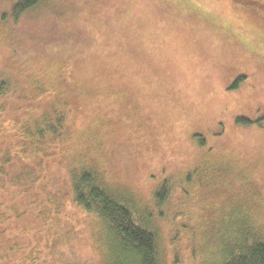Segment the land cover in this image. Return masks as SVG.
Returning <instances> with one entry per match:
<instances>
[{"label": "trees", "instance_id": "obj_1", "mask_svg": "<svg viewBox=\"0 0 264 264\" xmlns=\"http://www.w3.org/2000/svg\"><path fill=\"white\" fill-rule=\"evenodd\" d=\"M237 1L246 10L247 1ZM53 6L54 0H10L0 10V38L11 53L9 65L0 67V264H180L187 241V264H264V201L227 154L218 155L222 124L219 133L185 137L187 165L157 167L148 133L134 134L123 117L125 95L133 96V89L165 94L170 85L142 80V87L132 74L136 62L108 59L99 67L87 50L80 64L38 49L21 51L17 27L41 7V17L29 23L51 21L46 11ZM70 29L66 40L73 44L72 24ZM241 80L236 77L228 89ZM234 123L257 119L237 116ZM117 125L129 128L124 139L132 148L137 144L147 164L141 177L152 185L143 195L108 173L104 148ZM79 219L92 234L94 254L64 262L59 252L68 225ZM198 235L204 242L198 244Z\"/></svg>", "mask_w": 264, "mask_h": 264}, {"label": "rangeland", "instance_id": "obj_2", "mask_svg": "<svg viewBox=\"0 0 264 264\" xmlns=\"http://www.w3.org/2000/svg\"><path fill=\"white\" fill-rule=\"evenodd\" d=\"M158 1L54 0L55 6L46 11L51 21L29 23L41 17L44 7L27 15L26 22L15 30V43L21 51L38 49L78 63L87 50L86 57H96L99 67L108 59L121 64L136 62L138 68L132 72L136 84L144 87L142 80L152 84L160 79L170 85L169 93L163 95L152 89L148 95L135 89L133 96L125 95L128 111H123V117L127 116L134 134L146 131L141 134L145 137L148 133L149 148L156 151L150 157L159 160L157 167L187 165L191 159L183 147L185 137L190 132L219 133L222 126L225 132L218 155L231 154L226 159L241 169L249 188L264 201V0H246V10L238 7L237 0H168L165 7ZM9 3L0 0V10ZM188 14L210 24L197 22ZM71 24L73 44L66 40ZM96 24L101 30H96ZM106 37L112 38L109 43L100 42ZM101 45L98 56L99 49H94ZM10 56L0 38V67L9 65ZM236 77H242L238 87L228 89ZM237 116L257 119V123L238 126L234 123ZM113 130L114 141L107 139L104 148L108 173L143 195L152 185L141 177L147 164L139 159L137 144L132 148L126 143L129 128L117 125ZM65 235L59 252L64 262L91 259L92 234L81 219L70 222ZM203 238L198 235V244ZM183 244L178 255L180 264H187L190 243Z\"/></svg>", "mask_w": 264, "mask_h": 264}]
</instances>
